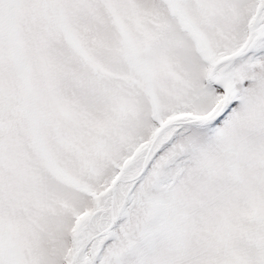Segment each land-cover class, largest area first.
I'll return each instance as SVG.
<instances>
[{
	"label": "snow or ice",
	"instance_id": "6c2138e0",
	"mask_svg": "<svg viewBox=\"0 0 264 264\" xmlns=\"http://www.w3.org/2000/svg\"><path fill=\"white\" fill-rule=\"evenodd\" d=\"M0 264H264V0H0Z\"/></svg>",
	"mask_w": 264,
	"mask_h": 264
}]
</instances>
